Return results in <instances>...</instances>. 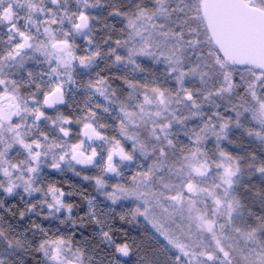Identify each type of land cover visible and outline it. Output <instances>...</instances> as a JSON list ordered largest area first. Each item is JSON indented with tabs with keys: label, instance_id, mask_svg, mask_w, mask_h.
<instances>
[{
	"label": "snow or ice",
	"instance_id": "snow-or-ice-1",
	"mask_svg": "<svg viewBox=\"0 0 264 264\" xmlns=\"http://www.w3.org/2000/svg\"><path fill=\"white\" fill-rule=\"evenodd\" d=\"M65 171L133 206L74 216ZM26 255L264 264V0H0V264Z\"/></svg>",
	"mask_w": 264,
	"mask_h": 264
},
{
	"label": "rangeland",
	"instance_id": "rangeland-1",
	"mask_svg": "<svg viewBox=\"0 0 264 264\" xmlns=\"http://www.w3.org/2000/svg\"><path fill=\"white\" fill-rule=\"evenodd\" d=\"M93 11H96V10H93ZM145 66L147 67L148 65L146 64ZM113 71H115V70H113ZM139 78H140V74L137 75V79H139ZM108 131H109V134H112L111 129H109ZM245 140H246L245 145L248 146L250 150L253 149V148H258V141H255V142H253L252 144L249 145L248 138L245 137ZM208 147L212 148L213 144L210 142ZM228 147H229V150H232V151H236L237 150L233 146H228ZM77 167H80V166H77ZM48 171L51 172V170H48ZM86 173L89 174L88 176H90L92 174L93 175L94 174H97V175L100 174L99 169H97V168H89V169L84 170L83 173H82V176L84 174H86ZM110 175L111 174H109V176ZM125 175H128V173L126 172ZM80 177L81 176H76L71 171H65L64 173H56V174L50 175L48 177L49 180L55 181L57 184L59 183V181L62 184H64L63 188L66 190V193L69 192V191H73V192L77 193V191H78V193L82 196V200H81L82 201V205L78 206V212L75 214V216L84 215L88 211V204H87V201L84 199L85 196H87L89 198H95V203H96L97 207L98 208H103L105 211H107L108 207H114L113 205H111V203L107 204L105 202V200L103 198L104 196L102 197V194L100 192H98L97 189L87 187V185L80 180ZM61 178H63V179H61ZM116 182H117V179L108 178V183L110 185L114 184ZM70 185H71V187H70ZM25 199H28V197H25ZM6 203L9 204V205H12V206H15L16 203L17 204L19 203L20 206L21 205L23 206V204L19 200V197H16L15 199L8 198ZM121 205H123V206H121ZM121 205L114 207L117 213H119L121 211H126L129 207H132V205H130L128 203H123ZM113 216H115V213H113ZM9 218L10 217H8V219ZM116 218H118V217H116ZM111 221L112 220H110V222ZM11 222L16 223V220H13ZM25 224H27V222H25ZM55 226L56 225L54 224V221H53V222L47 223V225L45 227L52 228L54 230ZM67 227L68 226H61L62 230H65ZM144 228H145V224L143 222L142 223V233L144 231ZM133 235L137 236L135 233H133ZM116 258L121 261V264H123L124 261H128L129 264H136V257L135 256L133 258H130V259H126V257H120V256H117Z\"/></svg>",
	"mask_w": 264,
	"mask_h": 264
},
{
	"label": "trees",
	"instance_id": "trees-1",
	"mask_svg": "<svg viewBox=\"0 0 264 264\" xmlns=\"http://www.w3.org/2000/svg\"><path fill=\"white\" fill-rule=\"evenodd\" d=\"M233 139H234V142L235 143H239V142H241V141H243L244 143L246 142V140H245V137H242L241 135H240V132L239 131H237V132H235L234 133V136H233ZM234 147V146H233ZM77 168H80V167H77ZM93 173V172H92ZM84 175H89L88 173H86V174H84ZM91 177H95V176H98L97 174H92V175H90ZM61 179H63V178H61ZM60 179V180H61ZM80 180L82 181V182H84L86 185H87V187H89V188H95L96 189V186H95V183H94V181L93 180H84L83 178H82V176L80 177ZM58 186H61L62 187V190L63 191H65L66 192V190L63 188V186H64V184H62L60 181H59V183L57 184ZM110 190V189H109ZM75 194L74 195H72V196H70V197H66V199L69 201V202H72V203H74L75 205H77V207L76 208H74V216H75V214L78 212V206H80V205H82V196L78 193V191H77V193L76 192H74ZM35 196L38 198L39 197V194H35ZM102 197H103V195H102ZM104 198V200H105V202L108 204V203H111L110 201H107L106 199H105V197H103ZM123 203H128V204H130V202H128V201H123V202H120V203H118L117 205H113L114 207L115 206H120L121 204H123ZM131 205V204H130ZM22 206V205H21ZM20 205H19V203L17 204L16 203V205L14 206V210H15V208L16 207H19V208H23V206L21 207ZM133 206V205H132ZM34 219H36L37 220V222H39V223H42L44 226H46L47 225V223H50V222H48V221H43L42 220V218H35L34 217ZM9 220H11V221H13V220H15V219H13L12 217H10L9 218ZM54 221V224L55 225H58V223H59V221L58 220H53ZM53 221H51V222H53ZM25 222H27V220L25 221ZM144 222L143 221V219L142 218H140V220H139V222L138 223H133V224H128V223H123V222H121L120 220H119V218H115L114 220H112L110 223H113L114 224V227L116 228V229H122V231H120V232H117V236L118 237H120L121 239H123V232H127L128 233V235H129V237L130 238H137V239H139V237H140V234L142 233V223ZM144 224H145V222H144ZM150 227V226H149ZM133 233H135L137 236H135V235H133ZM134 256H132L131 258H133ZM24 259H25V261H26V264H27V262L28 261H31V264H36V261L34 260V259H32L30 256H24L23 257ZM126 259H130V258H128V257H126Z\"/></svg>",
	"mask_w": 264,
	"mask_h": 264
}]
</instances>
